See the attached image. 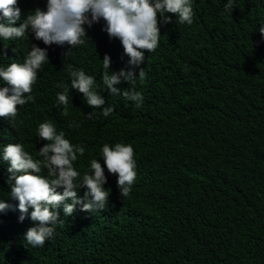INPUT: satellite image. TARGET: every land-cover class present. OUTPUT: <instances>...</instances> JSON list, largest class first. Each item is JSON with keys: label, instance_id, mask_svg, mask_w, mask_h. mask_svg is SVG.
Masks as SVG:
<instances>
[{"label": "trees", "instance_id": "1", "mask_svg": "<svg viewBox=\"0 0 264 264\" xmlns=\"http://www.w3.org/2000/svg\"><path fill=\"white\" fill-rule=\"evenodd\" d=\"M46 2L18 0L16 26ZM227 2L192 0L191 25L168 14L173 23L161 26L159 46L145 52V79L116 85L120 95L102 85V60L109 55L110 71H119L129 57L103 20L85 25V44L71 50L44 45L33 33L0 39V49L8 46L0 66L22 63L31 44L47 48L49 57L33 85L34 100L18 105L14 119L0 117V153L22 143L36 155L45 143L38 126L52 120L71 143L86 148L75 162L81 175L93 158L103 165L105 143L131 144L137 164L128 197L105 168L108 207L89 214L78 205L67 217L61 207L63 226L43 247H33L24 238L34 226L32 209L19 220L7 183L10 165L0 154V200L12 206L0 212V264H264V0H235L232 13ZM92 33L99 38L89 39ZM68 65L96 78L105 106L115 108L111 115L89 107L75 89L68 115H61L58 85L70 87ZM133 87L144 97L141 107L122 94ZM91 111L97 115L88 119Z\"/></svg>", "mask_w": 264, "mask_h": 264}, {"label": "clouds", "instance_id": "2", "mask_svg": "<svg viewBox=\"0 0 264 264\" xmlns=\"http://www.w3.org/2000/svg\"><path fill=\"white\" fill-rule=\"evenodd\" d=\"M45 5L43 9L32 10L16 26L21 19L18 0H0V21H3L0 22V39H29V33H33L35 40L44 45L67 44L71 50L85 44L84 38L88 37L85 25L91 28L103 20L104 31L110 38L120 40L124 54L129 57L127 68L110 71L111 57L104 55L101 83L112 95L121 94V88L116 85L122 82L134 84L137 78L145 79L146 72L141 67L146 59L145 52H152L159 46L161 26L173 23L168 14H174L179 24L191 25L194 17L192 0H47ZM235 7V0H228L224 5L229 13ZM259 33L264 36V25L259 27ZM90 38L94 41L99 37L92 33ZM7 48L4 45L0 49V57L7 56ZM45 63H49L47 48L31 44L22 63L0 66V81L5 85L0 87V117L14 119L18 115V105L34 100L31 95L33 85ZM68 72L70 87L58 85L63 88L57 93V106H63L62 116L68 115L73 89L83 94L89 107L102 109L104 117L114 112V106H105V98L100 94L101 84L94 76L82 69H73L71 65H68ZM122 94L137 107L142 106L144 97L134 87L124 89ZM96 115L92 111L86 114L88 119ZM37 131L38 138L45 143L36 155L26 151L22 143L7 144L0 154L2 161L10 165L7 183L11 199L18 201L19 220L29 216V209H32L30 219L34 226L28 228L24 238L28 245L43 247L53 237L56 228L64 224L59 211L61 207L64 217L72 215L78 205L80 211L89 214L108 207L111 189L104 187L108 182L105 168L108 174L117 176L121 197H128L137 176V164L131 144L105 143L100 150L103 165L100 159L93 158L89 170L81 175L75 162L85 154L86 148L71 143L52 120L40 123ZM81 189L84 190L83 196L78 195ZM69 200L71 203L67 202ZM11 207L0 200V212Z\"/></svg>", "mask_w": 264, "mask_h": 264}]
</instances>
